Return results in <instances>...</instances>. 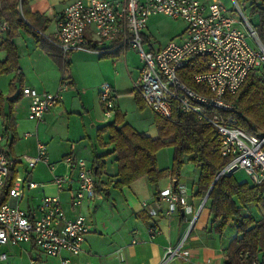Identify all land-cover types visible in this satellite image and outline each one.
Segmentation results:
<instances>
[{
	"label": "built area",
	"instance_id": "built-area-1",
	"mask_svg": "<svg viewBox=\"0 0 264 264\" xmlns=\"http://www.w3.org/2000/svg\"><path fill=\"white\" fill-rule=\"evenodd\" d=\"M230 2L233 9L225 7L223 0H209L208 3L201 0H72L56 19L55 29L48 39L65 60L78 50L102 55L135 49L142 66L133 88L144 104L164 119H169L177 110L193 114L201 123L211 124L220 143L221 155L231 156L221 169L222 174L241 169L252 184L258 185L264 183V135L245 132L228 114L235 110L229 99L248 73L264 70V43L258 39L237 0ZM152 14L181 19L185 28L177 39L163 46H153L144 32L147 18ZM4 28L2 23L1 29ZM144 43L148 44L147 48ZM188 65L198 69L190 78L193 86L181 80ZM65 86L60 83L54 92L22 88V94L30 98L27 117L40 121L45 112L61 101ZM98 98L103 114L110 117L116 111L112 87L102 84ZM32 134L25 132L24 136ZM2 140L0 135V246L28 244L45 257H57L63 252L79 254L90 230L83 215L68 219L58 194H43L36 205L21 208L19 204L24 199L25 189L37 186L31 179L27 180V175L22 177L15 173L6 194L4 187L16 164L24 161L26 169H32L43 162L52 174L51 183L56 193L69 191V202L76 207L95 196L91 166L83 158L67 155L62 161L69 170L58 174L56 163L49 161L44 144H36L34 156L14 158L5 151ZM261 197L264 200V189ZM159 198L166 203L168 213L176 212L179 207L185 213L192 210L184 195L175 193L171 185L159 191ZM205 202L200 199L198 209ZM194 218L179 242L166 248L163 262L186 255L182 246ZM66 263L67 259L61 260V264ZM0 264H8L4 251H0ZM30 264L41 263L31 257ZM250 264L261 262L258 258Z\"/></svg>",
	"mask_w": 264,
	"mask_h": 264
},
{
	"label": "crops",
	"instance_id": "crops-1",
	"mask_svg": "<svg viewBox=\"0 0 264 264\" xmlns=\"http://www.w3.org/2000/svg\"><path fill=\"white\" fill-rule=\"evenodd\" d=\"M71 1H28L31 12L38 13L47 19L42 33L44 37L52 35L56 19ZM201 1L208 3L209 0ZM2 23L5 24V22H0V40L4 36V29H1ZM14 42L18 53V67L22 75L21 85L15 83L19 91L24 87H31L37 91L54 92L60 85L62 77L66 86L62 90L61 101L45 112L40 121H33L27 117L29 97L21 93L12 104L11 113L8 116L11 137L15 135L11 145L12 157L34 156L36 144L42 143L46 147L49 161L56 163L58 174H65L69 170L62 161L67 155L72 158H83L90 166L93 155H101L105 168L103 172L94 176V198L73 207L69 202L71 194L69 191L56 193L51 180L48 183L33 180L34 171L37 172V178L42 171V167H38L39 164L32 169L25 167V175L27 177L30 175L31 180L37 185L31 190H40L35 194V199L34 197L26 198L27 206L33 205L31 202L33 199L39 202L43 194H58L65 216L70 219L83 215L90 225V230L85 236L82 251L77 255L63 252L57 257H45L39 255L28 244L1 245L0 251L7 253V263L14 264L17 257L27 253L29 263L32 257L38 259L41 264H61L62 259H67L66 264H203L207 261L210 264H222L224 249L229 242L226 245L221 242L225 232L219 236L210 228L211 215L208 211V202L206 201L203 207L198 209L200 199L193 196L196 170L190 162H185V165L189 164L191 173L189 176L186 174L179 176L178 191L184 195L186 203L192 209L191 212L185 213L182 207H179L176 212L168 213L166 203L160 200L159 195H156L167 186H172L173 181L168 175L163 176L156 186L149 183L145 176H141L121 190L113 187L117 171L115 154L112 152L113 144L108 142V132L101 135L99 144L96 133L99 127L111 122L115 114L114 112L110 117L103 114L98 92L104 81L108 80L112 83L116 110L123 115L124 121L152 138L158 135L153 119L147 128L142 126L138 128L137 119L134 122L133 119L129 120L121 98L116 95L115 87L119 83V76L130 73L132 78L137 74L136 69L140 71V65L134 60L135 54L129 51V48L125 51H116L105 58H101L94 51H73L68 55V72L63 76L52 58L38 47L34 39L25 31L17 30ZM4 58L5 52L0 50V61ZM130 65L132 71L128 70ZM3 75L5 82L9 85L14 73ZM7 93V90L0 89V96H7ZM130 96L133 95L130 94ZM2 100L1 98L0 101ZM0 104L2 105V102ZM144 106L139 108L136 104L141 112L145 110ZM2 107L6 108V104L3 103ZM4 128L5 125L1 119L2 145L7 141L5 135L7 132ZM25 132L33 134L25 137ZM8 133L10 134L9 130ZM171 149L169 146L168 157H170ZM161 153L162 148L156 152L157 165L160 169L168 171L170 164L162 165ZM42 166L44 169L47 167L45 163ZM18 170L19 164H16L15 173ZM47 187L51 188L46 191ZM194 216L189 235L182 246V252L186 255L163 262L166 248L173 247L179 242ZM149 229H152V232Z\"/></svg>",
	"mask_w": 264,
	"mask_h": 264
},
{
	"label": "trees",
	"instance_id": "trees-1",
	"mask_svg": "<svg viewBox=\"0 0 264 264\" xmlns=\"http://www.w3.org/2000/svg\"><path fill=\"white\" fill-rule=\"evenodd\" d=\"M28 1L0 0V22H5L4 36L0 40V50L5 52V58L0 61V75L14 73L6 96L9 98L8 111L4 112L0 104L1 119L7 132L4 149L11 157V145L15 135L11 137L8 116L12 104L22 93L15 85H21L22 81L14 42L17 30L21 29L31 36L36 45L52 58L63 76L68 72L69 66L68 60L63 58L59 49L50 43L48 37L42 35L47 19L31 12ZM248 1L250 17H255L253 28L258 39L264 43V0ZM108 55L102 54L100 57L105 58ZM196 71L198 69L188 65L181 80L193 86L190 78ZM61 83H64V77L61 78ZM134 100L139 108H143V101L137 91L134 93ZM229 100L235 105V110L228 114L235 119V124L247 133L264 135V70L249 72ZM153 121L158 132L154 138L134 129L124 121L123 115L117 110L111 122L97 129L99 144L101 135L105 132L109 134L108 142L113 144L112 152L115 154L117 166L113 187L121 190L141 176H145L149 183L156 186L163 176L168 175L175 181L171 186L172 190L179 194L178 178L182 166L185 162H190L196 170L193 196L202 199L209 190L206 201L211 215L210 228L219 236L228 227L235 231L224 249L222 264H250L258 258L261 264H264V219L257 221L251 213L245 212L249 206L264 207L261 197L264 183L256 185L251 181H239L233 173L221 174L216 178L231 156L221 155L220 143L211 124L201 123L193 114L177 110L173 111L169 119L154 114ZM164 146L173 148L171 167L168 171L160 169L156 161V152ZM91 168L93 176L103 172V156L94 154ZM14 176L13 168L5 184L4 194L11 188ZM156 195L158 196L159 192Z\"/></svg>",
	"mask_w": 264,
	"mask_h": 264
},
{
	"label": "rangeland",
	"instance_id": "rangeland-1",
	"mask_svg": "<svg viewBox=\"0 0 264 264\" xmlns=\"http://www.w3.org/2000/svg\"><path fill=\"white\" fill-rule=\"evenodd\" d=\"M237 2H238V6L240 7L242 13L248 17L249 22L250 23L254 22L255 17L252 18V17H250V14H249V1L248 0H237ZM223 3L225 5V7H227L228 9H233L230 0H223ZM184 28H185V23L181 19H174V18L168 17V16L163 15V14H152L147 18L146 27L144 28V32H145V34H147L150 37V41L152 42L153 46H158V45L163 46L169 40L177 39L178 35L184 30ZM144 47L147 48L148 44L144 43ZM128 50L132 51L135 54L134 60L136 61V63H138L140 65V68H141L142 63H141V59H140L137 51L133 48H129ZM131 68L132 67L130 65L128 70L132 71ZM136 73L137 74L135 75V77H132V78H131L132 75L130 73H126V76H124V75L119 76L120 77L119 83H117V85L115 87V89L117 90L116 95H117V97L121 98V100L124 104V108H126L127 118L129 120L133 119L132 120L133 122L135 119H137V124L139 125L138 128H141L140 126L147 128V127H149V123L151 122V119H153L152 117H154V113L150 108H148L146 106H144L145 110L143 112L139 111V109L136 107V104H135L136 102H134V100H133L134 93L136 90L133 89V85H134V82L136 81V78H137L138 73H139L138 69H136ZM104 83L108 84L110 87L113 86L112 83H110V81H108V80L104 81ZM7 84L8 83L5 82V76L0 75V89L1 90L5 89L8 91L9 88H8ZM130 94H132L133 96H130ZM7 95H8V93H7ZM0 98L3 99L2 101H0V102H2V105H3V103L6 104V108L3 107V110H4V112H7L8 111L9 98H7L6 96H3V95ZM113 114H114V111H113ZM141 123H142V125H141ZM0 129H1V115H0ZM168 149H169V146H164L162 148V153H161L162 165H166L169 163L170 167H171V158H172L173 148L170 150L171 151L170 157L167 156V150ZM38 164H37L38 167H42V171L39 172V178L36 177L37 172L34 171L33 180L35 182L48 183L49 180H51V174H50L48 167H46L44 169V167L42 166L43 162H39ZM190 173H191V167L189 166V164H186V165L184 164L182 166L180 175L186 174L187 176H189ZM16 174L19 176H22V177L25 176L26 171H25V162L24 161L21 164H19V170L17 171ZM233 174H234L235 178L239 181H250L249 176L241 169L234 170ZM50 188L51 187H47L46 191H47V189L49 190ZM37 191H40V190L25 189L24 199L19 204L21 206V208H25L27 206L26 205V198H30V197L33 198L34 197V199H35V194H37ZM40 194H42V193H40ZM40 196L41 195H39V197ZM34 199L31 202L33 205H36L38 202H37V200L35 201ZM245 212L251 213L257 221L264 219V207H262V206L256 207V208L253 206H249ZM234 233H235V231L232 227L226 228L221 242H223L226 245L229 242V240L233 237ZM31 256H33V255H31ZM25 257H26V259H25ZM28 258H29V255L27 253H22L19 257L16 258V261L14 262V264H30Z\"/></svg>",
	"mask_w": 264,
	"mask_h": 264
},
{
	"label": "water",
	"instance_id": "water-1",
	"mask_svg": "<svg viewBox=\"0 0 264 264\" xmlns=\"http://www.w3.org/2000/svg\"><path fill=\"white\" fill-rule=\"evenodd\" d=\"M222 174V171H220L219 173H218V175L216 176V178L218 177V176H220ZM29 179H31L30 178V175H28V177H27V180H29ZM173 183H175V181H173ZM208 192H209V190L207 191V193L204 195V197L202 198L203 199V202L204 201H206V199H207V196H208Z\"/></svg>",
	"mask_w": 264,
	"mask_h": 264
}]
</instances>
